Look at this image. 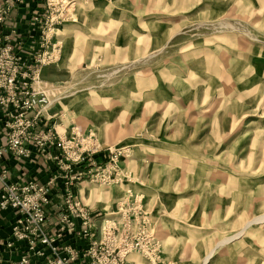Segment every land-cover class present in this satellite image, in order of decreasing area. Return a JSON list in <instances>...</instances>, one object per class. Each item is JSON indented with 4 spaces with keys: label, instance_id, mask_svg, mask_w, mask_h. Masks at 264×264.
Returning a JSON list of instances; mask_svg holds the SVG:
<instances>
[{
    "label": "rangeland",
    "instance_id": "obj_1",
    "mask_svg": "<svg viewBox=\"0 0 264 264\" xmlns=\"http://www.w3.org/2000/svg\"><path fill=\"white\" fill-rule=\"evenodd\" d=\"M45 2L24 61L66 146L33 148L48 178L81 173L74 201L140 243L124 264H264V0Z\"/></svg>",
    "mask_w": 264,
    "mask_h": 264
},
{
    "label": "built area",
    "instance_id": "obj_2",
    "mask_svg": "<svg viewBox=\"0 0 264 264\" xmlns=\"http://www.w3.org/2000/svg\"><path fill=\"white\" fill-rule=\"evenodd\" d=\"M7 11L0 5V212L6 208L15 212L7 249L15 252L16 244L22 246L14 264H124L131 252L139 250L140 243H127V238L119 241L113 221L109 227L102 221L98 228L93 212L74 201L72 187L81 173L71 175L72 168L58 165L56 156L53 159L58 167L44 183L13 180L3 167L8 157L27 160L34 154L33 148L41 149L48 160L52 157L44 153L47 146L66 151L64 142H56L42 127L47 97L30 84L37 78L36 66L41 60L32 57V65L26 64L17 46L20 43L14 45L17 37L12 32L4 34ZM95 171L91 181L109 179L105 170ZM73 239L83 242L84 247H75Z\"/></svg>",
    "mask_w": 264,
    "mask_h": 264
},
{
    "label": "crops",
    "instance_id": "obj_3",
    "mask_svg": "<svg viewBox=\"0 0 264 264\" xmlns=\"http://www.w3.org/2000/svg\"><path fill=\"white\" fill-rule=\"evenodd\" d=\"M4 1L10 0H0V3ZM12 2H14V4L9 15L6 17L3 32L4 34H9L11 32L15 34L14 36L17 37V40L14 42V45L19 43L20 45L23 44V48L20 49V55L25 59L27 57L24 50L26 44L28 45L38 37V34H36L37 32L33 31L37 26L33 27L31 25L32 17L34 15H44L46 13L47 4L45 0H12ZM1 141L2 139L0 137V142ZM36 156V152H34L31 158L17 163L12 159H8L3 162V167L8 170L13 180L26 181L35 178V180H39V182H45L49 176V169L43 162H35L34 158ZM14 219L15 212L12 209L6 208L1 211L0 226L4 233L9 232ZM71 242L77 248H82L85 245L83 242L76 239L71 240ZM15 247V252L12 255L9 251L0 248L2 253L1 264H8L11 261L18 260L22 251V246L21 244H16Z\"/></svg>",
    "mask_w": 264,
    "mask_h": 264
},
{
    "label": "bare ground",
    "instance_id": "obj_4",
    "mask_svg": "<svg viewBox=\"0 0 264 264\" xmlns=\"http://www.w3.org/2000/svg\"><path fill=\"white\" fill-rule=\"evenodd\" d=\"M255 219V218H254ZM264 221V213L263 214H261V215H259V216H257V218L255 219V220H253V222H249L250 224H248V226H250L251 224H257V223H261V222H263ZM231 239V238H230ZM227 241H225V242H222V243H220L218 246H221V245H223V244H225ZM212 256H213V251H211L205 258H204V260H203V263L204 264H208L209 263V260L212 258Z\"/></svg>",
    "mask_w": 264,
    "mask_h": 264
}]
</instances>
